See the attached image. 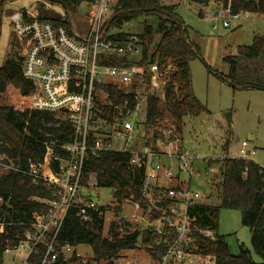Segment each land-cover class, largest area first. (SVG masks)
<instances>
[{
    "label": "trees",
    "instance_id": "obj_1",
    "mask_svg": "<svg viewBox=\"0 0 264 264\" xmlns=\"http://www.w3.org/2000/svg\"><path fill=\"white\" fill-rule=\"evenodd\" d=\"M11 0H0V25L3 7ZM61 4L67 15L63 19H47L41 13L40 18L62 24L73 34L70 16L81 7H88L95 0H48ZM198 4L199 15L205 16L204 9L213 1L222 3L230 14L251 13L264 15V0H187ZM83 5V6H82ZM103 24V37L113 41H126L131 35L120 32L125 24L136 22L141 32L136 35L142 43V65L158 63L162 80L165 83L163 96L150 89V76L147 74L142 93L146 97V117L143 127L146 142L164 140L167 131L180 136L183 119L186 116L198 117L208 112L197 98L193 85L191 63L199 57L200 49L191 39L187 25L177 13L176 5H166L163 0H110L108 18ZM117 29L114 33L111 30ZM16 44V41L13 45ZM229 65V73L223 78L236 90H264V35L257 34L252 45L240 46L236 55L224 58ZM108 64H127L128 57H110ZM24 57L12 51L0 67V155H6L16 164L22 165L29 159L44 162L54 156L66 157L65 145L74 138V127L63 112L37 110L32 107L31 94L34 83L27 79L23 70ZM97 91L106 94V100L97 97L91 114L89 143L95 144L97 134H105L104 128L113 131L118 119L134 110L137 103L133 93H126L113 83H97ZM232 113L227 115L231 121ZM173 121L176 131L169 126ZM165 123V126L162 125ZM163 127L165 128L164 130ZM178 132V133H177ZM112 142V139H108ZM148 143V142H147ZM130 152L118 150H89L84 162L83 184L90 176L95 178V187L110 188L114 194V212L119 218L126 202L148 208V200L143 196L142 188L147 177V166L135 167L131 164ZM52 161L51 166L56 167ZM211 165V163H210ZM219 180H212V186L218 188L219 205L203 203L194 209L197 224L212 229L215 239L197 234L200 251L214 255L216 264H264V167L254 160L241 157H226L216 162ZM52 189L43 183L34 185L29 177L21 173L10 172L0 176V215L10 224L0 233V264H3L5 250L15 246L31 222L35 212L46 210V201L54 199ZM112 206V205H111ZM109 206H101L94 213L93 221L84 224L71 210L60 230L58 242L73 247L89 245L93 252L89 263H84L75 254L64 262L59 259L55 264H116L122 251L138 249L140 242L148 245L153 234L149 231H131L130 225L122 220L113 221L107 234H104L106 221L104 215ZM221 209L241 211L242 223L251 230V244L254 252L261 258L253 260L251 252L242 247L240 254H233L226 238L218 234V217ZM123 228L121 232L120 229ZM142 238V241L141 239ZM153 258H159L162 250L146 249ZM44 255L41 247L35 260Z\"/></svg>",
    "mask_w": 264,
    "mask_h": 264
},
{
    "label": "built area",
    "instance_id": "obj_2",
    "mask_svg": "<svg viewBox=\"0 0 264 264\" xmlns=\"http://www.w3.org/2000/svg\"><path fill=\"white\" fill-rule=\"evenodd\" d=\"M109 10L110 0H95L88 7V16L93 25L86 37H80L74 31L71 34L62 24L41 19L34 8L15 11L10 15L16 48L23 47L20 55L24 57V75L35 85L31 94L32 107L65 113L75 134L72 142L64 147L67 156H54L52 161L57 163L55 168L48 158L44 162L29 159L22 165L6 155H0V176L10 172L21 173L29 177L34 185L43 183L55 194L54 199L46 201V210L33 214L21 240L15 246H8L5 255L10 256L15 264H55L59 259L68 262L74 254L84 263H89L90 258H84L78 251L79 247L60 244L58 236L71 210L76 209L82 223L88 224L101 207L92 199L91 184H83L84 162L89 150H118L131 153L133 166H147L142 193L148 200V208L135 203L137 213L132 217L121 216L120 219L130 225L131 231H149L153 234L147 247L162 250L160 257L156 258L158 264H216L214 255L200 251L197 234L210 239H215L216 234L212 229L197 224L194 209L205 203L207 196L191 185L193 179L201 176V172L195 168L198 157L181 150L180 136L167 131L164 143L168 151L165 154L149 149L146 141L143 148L129 149L127 145L115 148L114 141L129 140L135 136L137 128L131 117L146 109V97L141 87L145 85L147 74L150 76L151 90L165 83L158 63L142 65V43L137 35H131L124 42L103 37L104 16ZM226 11L230 14L229 10ZM242 14L248 13L230 15L237 20ZM224 26L229 27L230 22L225 21ZM111 56L119 59L128 57V62L108 64ZM100 73L116 78V82L109 83L118 85L126 93H133L137 103L134 110H129L126 116L116 120L117 128L97 134L95 144L91 145V114L98 97L96 86L97 83L106 84L100 82ZM108 139H112V142H108ZM248 146V142L243 141L237 157L250 160V154L255 152H250ZM164 156L169 159L168 163L160 160ZM208 160L210 169L207 174L212 183L218 169L210 165L216 159ZM2 204L0 198V206ZM106 217L107 212L104 219L110 226L113 219ZM9 224L0 215V233L5 232ZM41 247L44 248V255L37 261L34 256L39 254Z\"/></svg>",
    "mask_w": 264,
    "mask_h": 264
},
{
    "label": "rangeland",
    "instance_id": "obj_3",
    "mask_svg": "<svg viewBox=\"0 0 264 264\" xmlns=\"http://www.w3.org/2000/svg\"><path fill=\"white\" fill-rule=\"evenodd\" d=\"M163 3L177 6V13L187 25L191 39L200 49L199 57L191 63V72L195 94L208 112L198 117L186 116L183 119V127L180 130L181 150L198 157L195 168L201 172L198 181L202 186H198V182H196L194 188L207 196L205 203L219 205L218 188L215 185L212 186L207 174L210 169L208 159H216L212 160L211 165L217 168L216 162L219 161L217 159L237 157L242 142L247 141L248 150L255 152V154H250L251 159L264 167V90H236L223 78L229 73V65L224 58L228 55H236L240 46L252 45L255 35H264V15L249 13L242 14L237 20L232 19L221 2L213 1L209 7L204 9L206 15L201 17L199 15L201 7L196 3L187 0H163ZM32 8L36 13H41L50 20L63 19L67 15L61 4L48 0H11L5 3L0 25V67L12 51L23 53L22 46L17 49L16 44L13 45L16 39L10 15L15 11ZM86 11V7L83 6L77 13H72L69 18L73 31L80 37H86L93 25ZM105 18H108V12H106L103 22H105ZM225 21L230 22L229 27L224 26ZM141 30V25L139 27L136 22H131L125 24L120 32L136 35ZM111 32L117 33L119 30L114 29ZM99 80L101 83L117 81L116 78L104 73L99 74ZM164 85L152 89V92H156L162 97ZM97 93L98 98L104 102L106 94L103 91ZM230 112L232 113L231 121L227 118ZM145 117V108L138 115L131 117L136 125L135 128L139 130V132L135 131V135L137 133L136 140L134 136L129 140L114 141L115 148L120 149L127 145L129 149H133L134 143L132 142L134 140L137 143L135 147H144H140L139 141L145 131L143 127ZM168 122L169 126L175 130L174 122L170 120ZM162 125L165 126V123ZM164 129L163 127L162 130ZM103 130L106 133L110 129L105 127ZM150 137L148 136L149 140L146 145L149 149L158 151L159 148L154 146L152 140L150 142ZM162 141L164 150L168 151L166 143L164 140ZM203 157L207 159H203ZM214 179L219 180L218 175L213 176L212 180L214 181ZM88 182L91 184L92 199L100 206H109L110 210L107 211L106 218L118 221L121 220V216L132 217L137 213L138 208L135 203L126 202L118 218L114 212L113 190L95 187L94 176H90ZM108 227L106 223L103 231L105 235ZM217 232L226 238L233 254H240L244 247L251 252L254 261H261L251 244V230L242 223L241 211L221 209ZM146 249L147 245L140 242L138 249L122 251L116 264H158ZM78 251L84 258L92 259L93 257L89 245H80ZM15 263L11 262L10 256L5 255L3 264ZM101 264H106V262H101Z\"/></svg>",
    "mask_w": 264,
    "mask_h": 264
},
{
    "label": "crops",
    "instance_id": "obj_4",
    "mask_svg": "<svg viewBox=\"0 0 264 264\" xmlns=\"http://www.w3.org/2000/svg\"><path fill=\"white\" fill-rule=\"evenodd\" d=\"M137 132H139V130H137ZM136 135H137V133H136ZM136 135H135V137H134V139L136 140ZM145 138H146V136H145V131H143V133H142V137H141V139H140V143H139V145H141L140 147H142L143 146V143H144V141H146L145 140ZM135 140L132 142V143H134L133 144V149H136V148H138V146H136L135 147V145L137 144L136 142H135ZM163 143V141H162V139H156L155 141H154V146L158 149V152H160L161 154H165L167 151H165L164 149H165V147H163L164 145L162 144ZM167 148V147H166ZM161 161H167L166 163H168L169 162V159L167 158V157H162V159H160ZM174 166L176 167L177 166V164L175 163L174 164ZM182 176V175H181ZM183 177V176H182ZM184 178V177H183ZM199 179H193L192 180V183L191 182H189V183H191V185L194 187V183H196V182H198V186H202V184H199V181H198Z\"/></svg>",
    "mask_w": 264,
    "mask_h": 264
}]
</instances>
